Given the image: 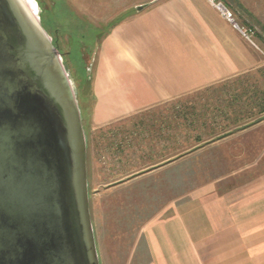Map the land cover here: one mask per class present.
<instances>
[{
  "label": "crops",
  "instance_id": "crops-1",
  "mask_svg": "<svg viewBox=\"0 0 264 264\" xmlns=\"http://www.w3.org/2000/svg\"><path fill=\"white\" fill-rule=\"evenodd\" d=\"M59 2L106 27L85 142L99 264H264V2L258 42L206 0Z\"/></svg>",
  "mask_w": 264,
  "mask_h": 264
},
{
  "label": "water",
  "instance_id": "water-1",
  "mask_svg": "<svg viewBox=\"0 0 264 264\" xmlns=\"http://www.w3.org/2000/svg\"><path fill=\"white\" fill-rule=\"evenodd\" d=\"M50 38L36 0H0V264H99L75 86Z\"/></svg>",
  "mask_w": 264,
  "mask_h": 264
},
{
  "label": "rangeland",
  "instance_id": "rangeland-1",
  "mask_svg": "<svg viewBox=\"0 0 264 264\" xmlns=\"http://www.w3.org/2000/svg\"><path fill=\"white\" fill-rule=\"evenodd\" d=\"M42 15L43 25L47 32L51 36V42L57 47L64 66L69 72L72 82L75 86L76 99L78 105L83 104L85 107V117L81 120L83 133L86 142V135L88 132V109L90 106L91 99L88 97V83L82 81V72H86L87 75L92 73V67L96 57L97 44L101 31L105 30L106 27L101 29H95L91 27V24L80 22L79 17L75 16L69 9L62 6L59 0H36ZM87 1V0H86ZM228 9L232 12L233 17L239 27L243 28L250 39L253 42H258L256 35L261 30L259 23L263 19V2L264 0H221ZM251 2V6L254 10L248 11V4ZM238 3H240L238 5ZM95 12V9H89ZM86 19L95 20L93 15L86 12L83 14ZM226 21V20H225ZM98 23H93V26ZM231 25V24H230ZM232 26V25H231ZM238 31V30H237ZM262 50L264 52V45ZM88 68V70H87ZM78 94L80 98L78 97ZM84 100V101H83ZM83 102V103H80ZM80 103V104H79ZM80 117L81 111L79 107ZM84 120V121H83ZM86 175H87V151H86ZM88 201L89 205L92 199L91 187L88 185ZM90 212V211H89ZM95 240V239H94Z\"/></svg>",
  "mask_w": 264,
  "mask_h": 264
},
{
  "label": "built area",
  "instance_id": "built-area-1",
  "mask_svg": "<svg viewBox=\"0 0 264 264\" xmlns=\"http://www.w3.org/2000/svg\"><path fill=\"white\" fill-rule=\"evenodd\" d=\"M219 14L229 23L232 25L233 28L237 29L243 37L247 40L251 41L247 32L239 27L237 22L235 21L232 12L228 9V7L221 1V0H206Z\"/></svg>",
  "mask_w": 264,
  "mask_h": 264
},
{
  "label": "trees",
  "instance_id": "trees-1",
  "mask_svg": "<svg viewBox=\"0 0 264 264\" xmlns=\"http://www.w3.org/2000/svg\"><path fill=\"white\" fill-rule=\"evenodd\" d=\"M262 42L264 43V40L262 39ZM82 81L83 82H86V83H88L87 85H88V97H90V99H91V96H90V80H91V74H89V75H87L86 74V72H85V70H84V72H82ZM78 97L80 98V96H79V94H78ZM84 101V100H83ZM80 103H83V102H80ZM79 103V104H80ZM91 103V102H90ZM90 106H91V104H90ZM90 106L89 107H87V109H88V111L90 110ZM79 107H80V111H81V120L82 119H84V115H85V113H83L84 111H85V107H83V104H81V105H79ZM88 114H89V112H88ZM84 121V120H83Z\"/></svg>",
  "mask_w": 264,
  "mask_h": 264
}]
</instances>
